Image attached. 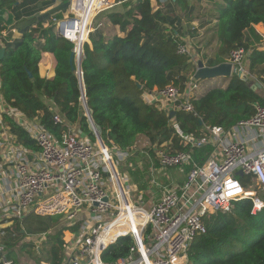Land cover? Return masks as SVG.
Wrapping results in <instances>:
<instances>
[{"label":"trees","instance_id":"trees-1","mask_svg":"<svg viewBox=\"0 0 264 264\" xmlns=\"http://www.w3.org/2000/svg\"><path fill=\"white\" fill-rule=\"evenodd\" d=\"M17 1L0 0V10L12 12L18 19L2 28L6 30V37L1 39L5 52L0 61V81L9 105L58 138L68 123L94 141V132L85 115L84 93L95 130L107 145L126 150L139 136H144L150 143L169 142L166 148L170 153L191 152L197 166L206 162L212 147L183 143L169 125V115L145 103L141 97L145 91L170 84L183 91L194 76L196 67L192 55L177 53V44L186 43L180 36L179 19L174 11L170 13L169 8L165 11L163 5L154 8L151 0H115L114 5L99 12L93 20L94 30L83 45L81 82L76 64L73 63L72 68L69 63L72 42L57 35L54 24H45L54 15L61 17L63 13L54 12L58 8L65 10L67 3L39 13L54 0ZM170 1L184 9L186 21L193 19L195 11L187 0ZM105 22L117 26L123 35L106 38L98 27ZM259 23L264 25V0H221L217 6L216 28L219 46L213 55H209L211 50L205 54V65L227 62L230 51L239 46L247 51L250 70L264 65V40L262 48L258 47L261 37L254 35L253 29ZM14 30L20 36L8 41ZM192 31L195 30L189 29L188 33ZM45 52L51 53L55 60L51 78L39 73L38 64ZM259 81L264 85V78ZM250 82L248 77L243 79L232 74L226 87L209 88L192 99L196 114L176 111L173 118L184 133L197 138L205 134V126L230 127L251 117L256 104L264 106L261 87L252 89ZM55 112L63 119L62 123L53 122ZM4 121L21 145L37 150L35 141L24 128L7 116ZM252 206L251 200L243 199L233 203L230 211H218L205 217L206 232L190 245L187 264H264V207L252 214ZM30 215L34 221L26 217L21 222L16 221L17 236L5 239L6 259L10 260L8 248L15 246L17 237L45 232L58 222L53 216L29 214L27 217H32ZM42 217H48L50 222L40 220ZM60 226L59 233L49 236L52 239L44 249L46 254L37 258L38 261L50 264L62 261L65 227ZM75 227L77 229V224L72 228ZM132 244L130 236L119 238L102 253V260L111 264L126 257Z\"/></svg>","mask_w":264,"mask_h":264},{"label":"built area","instance_id":"built-area-1","mask_svg":"<svg viewBox=\"0 0 264 264\" xmlns=\"http://www.w3.org/2000/svg\"><path fill=\"white\" fill-rule=\"evenodd\" d=\"M114 4L115 0H69L67 12L61 17L52 16L45 24H54L57 35L72 42L77 61L83 53L84 42L94 30L95 16ZM1 18L6 19V13H2ZM3 25L6 26V22ZM101 25L99 23L98 27ZM2 31L0 47H4L1 39L6 37V32ZM7 40L12 41V38ZM177 53L191 56L189 46L181 42L177 44ZM246 57L243 47L230 51L227 62L231 64L232 74L249 78ZM1 87L0 81L2 239L16 237L15 222H21L29 214L59 216L64 231L72 235L69 239L62 238L60 264H108L102 260V253L124 236L133 239L129 253L111 264H187L190 245L198 235L206 232L205 217L218 211H230L233 203L243 199L252 201V214L264 207V195L258 194L264 193L262 105L256 104L251 117L230 127L205 126V134L200 138L184 133L178 122L170 118L169 125L183 143L209 144L212 150L206 162L197 166L191 152L170 153L166 148L169 142L156 143L157 164L161 167L189 166V169L181 183L165 188L161 197L147 207L141 197L133 195L127 177L117 169L116 164L129 155L130 148L122 150L98 140L87 108L85 115L95 140L68 123L58 138L9 105ZM198 89V80L193 76L183 91L170 84L145 91L141 97L145 103L155 105L168 115L172 110L196 114L192 99L198 95ZM4 116L26 130L37 150L28 149L16 140ZM52 120L63 122L57 112ZM240 178L245 182V178H250L253 187L246 186ZM76 224L77 229L72 230ZM45 236L46 232L42 233L40 240ZM5 248L0 242V264H13L6 259Z\"/></svg>","mask_w":264,"mask_h":264},{"label":"crops","instance_id":"crops-1","mask_svg":"<svg viewBox=\"0 0 264 264\" xmlns=\"http://www.w3.org/2000/svg\"><path fill=\"white\" fill-rule=\"evenodd\" d=\"M20 1L21 0H18L17 3ZM151 2L154 8L163 5L162 8L165 11L168 10V8L170 9V13L174 11L173 14L179 19L177 24L181 29L180 36L182 40H184L188 46L191 44L193 45V48H196V52H192V62L194 61V63H196V61L201 60L206 64L204 60L205 54L209 50L214 53L219 46V41L216 37V28L217 6L221 4V0H187L189 6H193L195 11L193 19L190 21H186L184 19V9L175 6V4L171 3L170 0H151ZM65 3H67L68 8L69 0H54V3H51V5L39 13H43L52 8L57 9ZM67 8L65 10L58 8L54 14H65L67 12ZM2 13H6V19L4 18V20L1 18ZM17 20L18 19L14 13L5 9L0 10V32L2 31L4 22H6V26L8 27L14 24ZM107 24L112 27L116 34L123 35L117 26H113L108 22ZM189 29L195 30L196 32L192 31V33L189 34ZM253 29L254 35L261 37V41L257 46L262 48V41L264 40V25L261 23L256 24L253 26ZM3 31L6 32V30ZM19 36V32L14 30L12 38H18ZM210 55L213 54L210 53ZM245 65V68L250 74L249 78L260 84V93L264 96V85L259 81V78H264V65L256 66L251 70L248 68L247 60L245 61ZM54 66L55 60L53 55L48 52L43 53L38 64L40 75L51 78L54 74ZM204 81L205 82L202 84L203 89L200 94L212 87H226L229 77L217 76L213 78H206ZM51 108L55 111L54 105H52ZM137 144L138 143L134 144V146L132 145L130 147L129 155L126 156L122 162L117 163L116 165L119 172L123 173V175L127 177L128 186H131L133 195L135 197H141V199L147 204L145 206L149 207L161 197L165 188L170 185L181 183L185 179L187 170L182 167H161L157 164L154 152L156 142L144 145V149L140 148ZM143 172L146 174L145 177L143 176ZM63 235L65 239L72 237L71 232L69 231H64ZM27 236L29 237V235ZM27 236L26 239L28 238ZM5 241V239L0 238V242L2 244Z\"/></svg>","mask_w":264,"mask_h":264},{"label":"rangeland","instance_id":"rangeland-1","mask_svg":"<svg viewBox=\"0 0 264 264\" xmlns=\"http://www.w3.org/2000/svg\"><path fill=\"white\" fill-rule=\"evenodd\" d=\"M52 3H54V1ZM99 28H101L103 35L106 38H109V37L116 34L115 31L112 29V27L110 25H108L106 22L102 23V25ZM189 49H190L191 55H192V52H196V48L195 47L193 48V45H191V44H189ZM198 50H200V49H198ZM210 53L213 54V52H209V55H210ZM248 79H250V78H248ZM250 80H251L250 84L256 83V81H252V79H250ZM204 82H205L204 79H198V85H199L198 94H200L202 92V89H203L202 84ZM206 82H208V81H206ZM259 91H261V90L259 89ZM136 143H138L137 145L143 149H144V147H143L144 145L150 144L149 140L143 136H139ZM144 173L145 172H143V176L145 177L146 174H144ZM245 179H247V182H245V180L243 178H240L241 182L245 183L246 186L251 185L253 187V181L250 178H245ZM258 194L261 196L264 195L263 192H259ZM143 203H144V205H147L146 202L143 201ZM30 216H32V215H30ZM26 218H28V221H31V222L34 221V219H35L33 216L32 217H26ZM42 218L43 219H40V220L50 222V219L48 217H42ZM52 219L58 220V222L55 225H53L52 227L48 228L47 231H45L46 236L43 240H40V235L44 232L39 233L37 235H29V237L27 236L28 237L27 239H26V236H25V238L24 237L22 238L19 236L15 240L17 242L15 244V246H9L8 251L11 254L10 260H12L14 264H46V263H48L46 261L44 262V260L42 262L38 261L37 258L46 254L45 250L47 249V245H48L47 243L50 239H52V237H49V236L51 234L55 235V234L60 232V229H61L60 217L59 216H53ZM48 230H49V232H48ZM73 230H76V227ZM62 238L65 239L63 233H62ZM5 252H6V248H5ZM32 256H34V258ZM48 264H50V263H48Z\"/></svg>","mask_w":264,"mask_h":264},{"label":"water","instance_id":"water-1","mask_svg":"<svg viewBox=\"0 0 264 264\" xmlns=\"http://www.w3.org/2000/svg\"><path fill=\"white\" fill-rule=\"evenodd\" d=\"M4 52H5V48L3 46L0 47V61L4 55ZM69 63L72 65V68H73V63L76 64V68H77L79 78L81 81L80 60H77V61L75 60L73 52L70 55ZM28 75L31 76L30 72H28ZM217 76L231 77L232 76L231 64L229 62H223V63H220V64L215 65V66H208V65H205L204 62L201 60L197 61L196 68L194 71V78L196 80L213 78V77H217ZM243 79H246V77H243ZM250 87L252 89L260 88V84L258 82H256L254 84H251ZM83 100H84L85 108H87L86 103H85L84 93H83ZM174 115H175V111H173V110L170 111L169 117L172 118ZM199 123L202 124L201 119H199ZM98 140L102 141L99 136H98ZM104 200H106V199H104Z\"/></svg>","mask_w":264,"mask_h":264},{"label":"bare ground","instance_id":"bare-ground-1","mask_svg":"<svg viewBox=\"0 0 264 264\" xmlns=\"http://www.w3.org/2000/svg\"><path fill=\"white\" fill-rule=\"evenodd\" d=\"M91 16V15H90ZM88 22L90 21V17L88 18V20H87Z\"/></svg>","mask_w":264,"mask_h":264}]
</instances>
